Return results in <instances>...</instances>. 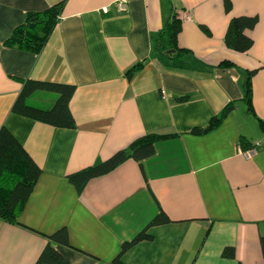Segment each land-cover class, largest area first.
Listing matches in <instances>:
<instances>
[{
  "label": "crops",
  "instance_id": "1",
  "mask_svg": "<svg viewBox=\"0 0 264 264\" xmlns=\"http://www.w3.org/2000/svg\"><path fill=\"white\" fill-rule=\"evenodd\" d=\"M61 1L39 53L3 44L27 11ZM117 1L0 0V127L41 170L19 223L0 219V264H36L47 236L61 227L70 245L52 244L62 260L48 264H114L121 244L145 228L152 239L124 252L123 264H264V0H229V10L224 0H125L123 11ZM173 13L182 21L181 56L155 50ZM240 15L257 17L244 52L224 43ZM249 71L250 105L243 88ZM27 79L73 85L75 126L12 112ZM56 98L39 90L26 100L49 108ZM230 102L218 127L191 132ZM148 133L174 136L80 188L68 179ZM242 137L250 147L258 143L251 156L240 151ZM160 212L167 221L150 225Z\"/></svg>",
  "mask_w": 264,
  "mask_h": 264
},
{
  "label": "trees",
  "instance_id": "2",
  "mask_svg": "<svg viewBox=\"0 0 264 264\" xmlns=\"http://www.w3.org/2000/svg\"><path fill=\"white\" fill-rule=\"evenodd\" d=\"M64 1L53 4L43 10L27 11L24 20L13 28L3 44L9 47H16L22 50L39 53L54 26L61 17ZM226 10H229L231 3L224 0ZM181 17L172 14L156 38V51H172L181 56L184 48H180L177 42L178 33L181 30ZM257 22L256 16L240 15L231 18L225 36V45L236 51H247L253 43L252 38L246 33L252 29ZM142 63H137L127 70L128 78L131 77ZM253 71L247 73L243 83L244 99L251 101L250 77ZM52 91L57 93V98L49 108L33 106L26 100L34 92ZM74 92L71 84L40 81L27 79L14 100L11 111L34 120L44 122L57 127H74V119L70 113L69 101ZM187 96H182L178 100H185ZM250 105V104H249ZM233 103H228L219 114L213 116L206 125L192 128L194 134H201L218 127L222 119L234 108ZM250 110V109H249ZM263 123V122H262ZM173 134L148 133L135 138L127 148L120 149L107 159L88 167L82 168L68 175V179L77 188H80L90 178L109 172L125 159L132 157L137 161L153 154V145L156 140L172 137ZM241 144L245 150L250 148L249 143L241 138ZM41 174L40 168L34 163L21 143L4 126L0 127V219L9 223H19V216L27 203L33 188ZM167 221L166 216L161 212L150 222L153 224H163ZM152 235L147 228L139 232L130 241L121 244L118 255L112 260L114 264H123L121 256L130 247L140 241L151 240ZM48 241L41 251L36 264L59 263L62 260L61 254L52 244L69 246L68 234L65 227H61L51 235L47 236ZM260 243L264 254V236H261ZM230 250L225 249V253Z\"/></svg>",
  "mask_w": 264,
  "mask_h": 264
},
{
  "label": "built area",
  "instance_id": "3",
  "mask_svg": "<svg viewBox=\"0 0 264 264\" xmlns=\"http://www.w3.org/2000/svg\"><path fill=\"white\" fill-rule=\"evenodd\" d=\"M115 6L116 8L119 10V11H123L126 9V1L125 0H119L115 3ZM189 17V13L188 12H185L184 15H183V18L184 19H188ZM256 145H258V143H254L249 149H246V150H240L242 151L246 156H250L252 155L253 153H255L256 151Z\"/></svg>",
  "mask_w": 264,
  "mask_h": 264
},
{
  "label": "rangeland",
  "instance_id": "4",
  "mask_svg": "<svg viewBox=\"0 0 264 264\" xmlns=\"http://www.w3.org/2000/svg\"><path fill=\"white\" fill-rule=\"evenodd\" d=\"M31 100H32V99H31ZM31 100L29 99V100H28V103L31 102ZM248 149H249V148H248ZM250 156H251V155H250Z\"/></svg>",
  "mask_w": 264,
  "mask_h": 264
}]
</instances>
